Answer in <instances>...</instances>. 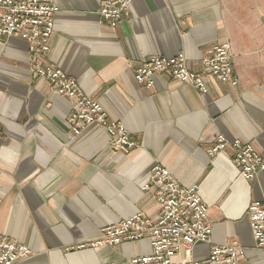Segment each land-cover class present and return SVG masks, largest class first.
Masks as SVG:
<instances>
[{
	"label": "crops",
	"instance_id": "crops-1",
	"mask_svg": "<svg viewBox=\"0 0 264 264\" xmlns=\"http://www.w3.org/2000/svg\"><path fill=\"white\" fill-rule=\"evenodd\" d=\"M54 1L47 63L75 78L138 149L112 151L96 126L72 137L74 102L34 75L26 41L0 38V235L30 249L22 264H131L150 255L147 240L66 248L96 241L101 229L137 213L157 219V189H142L157 164L182 187L200 185L209 207L212 244H198L186 260H205L212 246L226 244L245 250L239 264H264L248 213L264 203V172L248 181L233 166V149L209 155L220 135L264 155V0H133L116 28L99 17L103 0ZM227 42L237 87L209 79L203 94L168 75L151 90L135 80L155 56H184L199 72Z\"/></svg>",
	"mask_w": 264,
	"mask_h": 264
},
{
	"label": "built area",
	"instance_id": "built-area-1",
	"mask_svg": "<svg viewBox=\"0 0 264 264\" xmlns=\"http://www.w3.org/2000/svg\"><path fill=\"white\" fill-rule=\"evenodd\" d=\"M133 0H103L99 17L116 28L130 16ZM59 7L54 0H0V38H20L29 45L32 70L37 78L45 81L56 94L74 102L68 118L71 135L78 138L91 127L105 129L111 139V149L129 155L138 149L124 125L109 121L103 107L89 98L79 82L47 63L54 35V18ZM184 56L150 57L143 61L135 80L146 89L155 87L156 78L168 75L182 85L195 87L201 93L208 92L207 81L214 79L221 84L237 87L230 43L214 47L213 53L202 60V69L192 72L187 68ZM233 149L232 163L245 180H254L264 172V155L252 144L240 140L229 142L223 135L215 140L209 155L215 157ZM156 188V200L161 207L157 219L137 213L128 220L101 229V238L66 248L77 252L107 246L149 241L151 254L134 258L131 264H239L245 250L229 245L212 246L205 260L191 258L198 244H212L213 227L209 222V207L202 200L200 185L182 187L161 165H154L143 191ZM250 226L257 249L264 250V203L255 202L248 207ZM31 255L30 249L8 237L0 235V264H22ZM185 260L175 263L177 257Z\"/></svg>",
	"mask_w": 264,
	"mask_h": 264
}]
</instances>
